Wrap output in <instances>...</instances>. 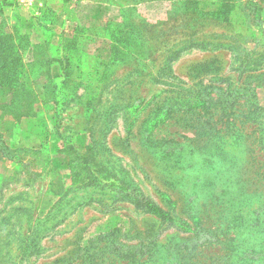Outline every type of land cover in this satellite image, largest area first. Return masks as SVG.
Listing matches in <instances>:
<instances>
[{
  "label": "rangeland",
  "instance_id": "rangeland-1",
  "mask_svg": "<svg viewBox=\"0 0 264 264\" xmlns=\"http://www.w3.org/2000/svg\"><path fill=\"white\" fill-rule=\"evenodd\" d=\"M84 4L40 144L0 92V264H264V0Z\"/></svg>",
  "mask_w": 264,
  "mask_h": 264
},
{
  "label": "trees",
  "instance_id": "trees-1",
  "mask_svg": "<svg viewBox=\"0 0 264 264\" xmlns=\"http://www.w3.org/2000/svg\"><path fill=\"white\" fill-rule=\"evenodd\" d=\"M3 8L4 5L0 2V13H2ZM49 15L50 12L46 9L43 14L37 17L40 18V23H47V19H50ZM94 29L96 31H103L107 30L108 27L102 28L100 26ZM63 39V35L60 34L57 45L54 47L46 43L34 44L33 60L25 63L22 57V53L27 46L24 34L18 33L14 28L11 32L0 34V87H7L10 89L9 100L2 103L1 106L4 111L8 112L15 124L18 123L22 117L34 116L37 114L39 112V106H44L48 101L39 98V94L29 84L30 82L26 80L27 77H32V79H37L41 76L45 77L41 94L45 95L50 93L52 96L54 95L53 91H55V99H50V101L59 103V97L64 95L60 88L67 78L66 66L68 62H70V53L66 50L69 49L67 48L69 45L67 44L68 46H65L66 42ZM76 44L78 45L80 42L78 43L76 41ZM42 49L45 51L50 50L51 52L43 56L41 54ZM53 65L59 68V76L54 77L52 75L51 69ZM1 149L4 152L6 146ZM22 150L25 151L27 149L22 148ZM91 174H93V172H90V176ZM141 202L146 206L149 213L156 215L162 220L171 221V217L157 207L142 199ZM168 254L169 253H166L165 255ZM162 257L163 255H161V258ZM169 263L175 264L173 260H170Z\"/></svg>",
  "mask_w": 264,
  "mask_h": 264
},
{
  "label": "crops",
  "instance_id": "crops-1",
  "mask_svg": "<svg viewBox=\"0 0 264 264\" xmlns=\"http://www.w3.org/2000/svg\"><path fill=\"white\" fill-rule=\"evenodd\" d=\"M80 2L85 3L90 8L93 17L96 19H105L110 16L113 7H128L129 5H133V0H17L18 5L22 8L24 13L15 16V27H10V29L6 26V23L4 24V21H2L4 15L0 13V17L2 16L0 34L11 32L13 28L16 29L18 33L24 34L27 46L22 53L23 62H31L33 60L34 44L46 43L54 47L57 45L59 35L67 30V25L79 20V15L81 14V11L78 10L80 8ZM46 9L50 12V19H47V23H40V18L37 16L43 14ZM31 14L35 15V17L31 16ZM44 79L45 78L42 76L37 79H32V77L26 78L33 88H36V85L40 82L42 84ZM0 90V92L6 96H10L8 89L0 88ZM38 94L40 95L39 91ZM44 107L45 106L40 105L37 114L34 116L22 117L19 120L20 124L16 123L18 124L17 128L21 129L19 130L20 136H23L22 134L29 131L28 136L25 135V138L21 137L17 145L31 147L33 144H40L42 142L43 136L45 137V133H42V131L47 128L39 124V122L41 123V119L38 117L41 116L42 108ZM13 123L12 121V124ZM37 133H42L43 135ZM26 139L28 140L27 142ZM30 139L36 142H29Z\"/></svg>",
  "mask_w": 264,
  "mask_h": 264
}]
</instances>
